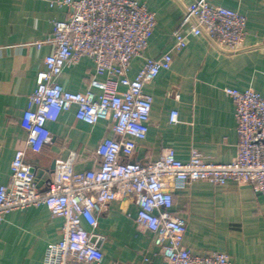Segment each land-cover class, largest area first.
Segmentation results:
<instances>
[{
    "label": "crops",
    "instance_id": "0c3cea01",
    "mask_svg": "<svg viewBox=\"0 0 264 264\" xmlns=\"http://www.w3.org/2000/svg\"><path fill=\"white\" fill-rule=\"evenodd\" d=\"M137 1L155 13L156 24L145 51L132 59L131 79L147 59L173 47L174 31L190 0ZM211 2L247 17L243 47L233 52L204 34L188 38L186 47L174 54L171 68L144 86L152 96L149 130L145 139L137 141L131 160L159 159L169 147L182 161H188L194 149L218 163L235 158L239 141L235 106L224 88L264 93V0ZM69 14L68 6L47 0H0V186L8 182L16 151L26 146L29 127L24 112L36 89L37 72L52 50L48 41L54 36V23ZM39 41L41 46L35 44ZM93 76L105 79L84 56L66 65L58 81L66 90L85 92ZM173 110L178 112L176 123L170 122ZM76 111L73 106L48 123L52 142L41 152L27 151L26 162L37 171L41 191L47 189L53 162L74 153L75 172L98 167L97 145L116 136L109 121L90 125L78 120ZM170 190L173 211L186 220L184 244L194 254L219 251L229 256L231 264H264V194L250 183L232 180L224 185L195 181ZM137 214L135 203L117 198L99 216L95 232L103 237L101 264H161L154 236L138 229ZM63 222L45 205L11 211L0 227V264H43L47 246L62 239Z\"/></svg>",
    "mask_w": 264,
    "mask_h": 264
},
{
    "label": "built area",
    "instance_id": "2783aa9c",
    "mask_svg": "<svg viewBox=\"0 0 264 264\" xmlns=\"http://www.w3.org/2000/svg\"><path fill=\"white\" fill-rule=\"evenodd\" d=\"M47 1L68 6L70 14L55 21L54 36L48 41L52 50L37 72L36 89L24 112L29 127L26 146L16 151L8 182L0 186V227L11 211L45 205L64 222L62 239L47 246L43 264H101L103 237L95 232L98 218L115 199L122 198L138 206L137 227L153 234L161 264H231L224 252L198 255L184 244L186 220L173 211L170 189L195 181L224 185L232 180L250 183L264 194V93L224 88L235 106L239 137L237 154L229 163L211 161L196 149L188 161H182L170 147L159 159L145 163L131 157L137 141L145 139L149 130L152 96L144 92L145 84L171 68L174 54L186 47L190 36L204 34L220 47L238 51L245 43L247 17L211 0H190L174 31L173 47L147 59L131 79L132 59L145 51L155 27L154 12L137 0ZM35 44L41 46L42 42ZM84 56L105 79L91 77L85 92L66 90L58 77L66 65ZM73 106L78 120L90 125L107 120L116 136L105 137L97 145L98 167L75 172L73 153L56 163L47 189L41 191L36 173L26 162L27 151L39 153L51 143L48 123ZM178 120V112L173 110L170 122Z\"/></svg>",
    "mask_w": 264,
    "mask_h": 264
},
{
    "label": "water",
    "instance_id": "95a60500",
    "mask_svg": "<svg viewBox=\"0 0 264 264\" xmlns=\"http://www.w3.org/2000/svg\"><path fill=\"white\" fill-rule=\"evenodd\" d=\"M55 169H56V163L53 162L50 169H49V174L52 175L55 172ZM32 171L35 172L37 177H38V173L34 168H32Z\"/></svg>",
    "mask_w": 264,
    "mask_h": 264
}]
</instances>
